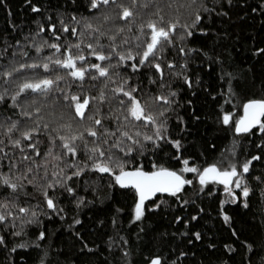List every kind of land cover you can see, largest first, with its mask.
<instances>
[{
    "label": "snow or ice",
    "instance_id": "6c2138e0",
    "mask_svg": "<svg viewBox=\"0 0 264 264\" xmlns=\"http://www.w3.org/2000/svg\"><path fill=\"white\" fill-rule=\"evenodd\" d=\"M23 3L35 17L29 30L12 24L0 32V264H77L45 218L71 230L80 264H93L90 257L104 253L75 226L79 212L97 203L104 206L97 212L111 214L113 230L102 264H132L122 217L140 240L157 217L197 220L203 207L187 218L174 213L202 196L217 204L237 237L236 246L224 245L231 255L216 264H264V219L252 224L237 211L251 210L250 194L264 202V0H170L167 12L159 0ZM0 6L12 15L6 0ZM194 33L201 34L197 44ZM245 33L251 59L238 62L234 45ZM201 85L214 115L189 140L190 122L195 128L207 121L182 95L186 89L194 97ZM220 132L233 144L209 161V140ZM69 204L76 211L65 224ZM237 215L241 226L232 227ZM96 223L106 226L104 219ZM191 235L202 240L199 231ZM169 237L150 240L157 250L141 253L144 264H203Z\"/></svg>",
    "mask_w": 264,
    "mask_h": 264
},
{
    "label": "trees",
    "instance_id": "16d2710c",
    "mask_svg": "<svg viewBox=\"0 0 264 264\" xmlns=\"http://www.w3.org/2000/svg\"><path fill=\"white\" fill-rule=\"evenodd\" d=\"M34 2L41 3L45 6L51 5L55 8L57 5H63L64 0H34ZM170 0H159V3L162 7H164L165 12L168 11L167 4ZM8 7L11 10L12 15H8V8L4 6H0V32H5L11 29L12 24H15L18 28H22L24 31H28L31 27V20L34 19V15L32 14L31 10L23 3V0H6ZM176 5L173 4V8ZM207 21H205L206 23ZM258 26V25H257ZM11 35H16L15 32H12ZM247 33L241 35L239 43L234 45L235 52L238 62H242L245 60L251 59V54L247 51L248 47L250 46V41H248L246 37ZM201 38L200 33H194V36L191 39L193 44H197ZM264 46V45H261ZM205 71H208L207 69ZM206 83L216 84L218 82L213 81L210 76L203 77ZM204 85L200 86V89H197V95L194 97L191 96L190 93H187L185 89V93L182 95V99L192 98L194 100L193 108L196 110L197 115H200L202 120H206L207 123H201L197 127L193 128L191 126V122L189 124V130L193 133V136H189L188 139L192 140L195 133L199 132L201 135L204 133L205 128L211 124V121L207 119L208 114L214 115L212 109L214 107V102L211 96H209L206 92L201 90ZM63 111L61 105H55V112L59 114ZM185 118L187 119V112L184 113ZM175 124V121H173ZM198 138V137H197ZM233 140L231 134L220 132L216 134V138L209 140V147L207 151L208 160L211 161L212 159L218 157L222 152L226 153L229 150L230 146H232ZM211 146H214L211 147ZM199 150V149H198ZM251 150V149H249ZM237 153L241 156L244 155L241 152L239 146L236 147ZM145 164H148V161H145ZM85 194V193H82ZM102 194V193H101ZM86 195L89 198H92L93 194L91 192L87 193ZM250 204L251 210L245 209H238V212L245 213L244 220L252 223V224H260L261 220L264 219L260 215L261 211H264L262 208V202L259 198V194L251 195L250 194ZM130 200V198H129ZM91 208V212L89 208H84L79 212V216L81 219V225L75 226V229L80 231L81 234L84 236L85 240H87L90 244L99 245L97 249L98 253H104V255L93 256L90 257L93 264H102L104 260V256L107 255L105 251V244L104 241L107 240L109 235H113V230L110 224L111 214L105 211L97 212V208H103L104 206L97 203V205ZM198 207H203L204 212L200 214L197 220L191 221L189 225H185L183 223H176L173 224L171 222V214L168 218L161 220L159 217L155 218L152 221L151 227L153 228L152 232L148 233V236H144L142 233L141 239L137 240L136 236L133 233H136L137 229L132 225L127 223V217H122L123 223V234L126 235L130 241V245L133 251L132 264H144V255L151 252H155L157 250V245L150 243V240L158 233L168 232L170 234L169 243L173 245V247L182 248L191 252H194L196 255L197 260H202L203 264H216L218 258L227 259L228 256L231 255L224 248L226 244H232L234 246L237 245V237H233L231 234V228L228 224L223 221V218L217 214V204L214 203L211 198L202 196V203L201 201H197L195 205H191L189 207H181L180 211L175 212L174 214L183 215L186 218L190 217L194 214ZM227 209H235L236 206L228 203L225 205ZM67 211L69 212L68 217L65 218V224L71 222L72 214L76 211L75 206L69 204L67 206ZM97 219H104L106 226H101L96 223ZM237 223L232 225V227H240L241 226V219L240 216H236ZM44 226L47 227L50 231L55 230L58 233L57 241L63 242V248L68 253L69 258L76 260L77 264H80V260H83V257L77 259V252L76 248L79 247L77 244L76 247H73L74 238L70 234L69 229L66 227L61 226V221L56 218L55 223H49L47 218L44 220ZM38 226H30L27 231L29 233V237L33 235V233L37 230ZM181 230L188 231V236L180 237L179 239H173L171 234L179 233ZM199 231L202 234V240L196 241L194 237L191 235L192 232ZM250 234V233H248ZM23 239H28V237H24ZM244 236H240L239 240H243ZM188 240H193V244L189 247L187 245ZM181 241H183L181 243ZM19 242V241H18ZM211 242L216 245L215 250L208 248V243ZM20 253L28 252L29 249H18ZM35 255V253H32ZM236 261L238 262L240 257L237 255L235 257ZM185 264H192L191 259L185 261Z\"/></svg>",
    "mask_w": 264,
    "mask_h": 264
},
{
    "label": "rangeland",
    "instance_id": "374dc122",
    "mask_svg": "<svg viewBox=\"0 0 264 264\" xmlns=\"http://www.w3.org/2000/svg\"><path fill=\"white\" fill-rule=\"evenodd\" d=\"M231 147V146H230ZM226 153H228V151H226Z\"/></svg>",
    "mask_w": 264,
    "mask_h": 264
}]
</instances>
